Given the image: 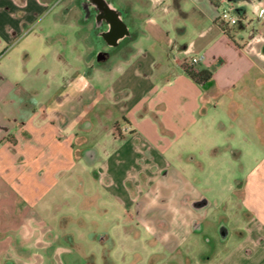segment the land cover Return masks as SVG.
Instances as JSON below:
<instances>
[{"label": "crops", "instance_id": "1", "mask_svg": "<svg viewBox=\"0 0 264 264\" xmlns=\"http://www.w3.org/2000/svg\"><path fill=\"white\" fill-rule=\"evenodd\" d=\"M57 1L0 0V248L27 222L56 224L54 207L78 188L83 164L95 184L88 196L131 212L153 253L169 258L199 238L198 264H264V121L255 128L251 116L240 146L244 115L233 108L222 121L264 80V33L240 44L216 20L220 5L245 17L251 4L259 16L264 0H109L123 34L100 35L102 56L78 0L51 10ZM193 56L195 69L211 70L210 87L186 74ZM95 123L105 144L88 139ZM198 146L213 166L225 158L241 168L219 202L189 171L204 173L190 153Z\"/></svg>", "mask_w": 264, "mask_h": 264}, {"label": "rangeland", "instance_id": "2", "mask_svg": "<svg viewBox=\"0 0 264 264\" xmlns=\"http://www.w3.org/2000/svg\"><path fill=\"white\" fill-rule=\"evenodd\" d=\"M59 1L53 2L50 9L60 8ZM250 5L246 4V16L239 15L237 22L229 27L233 40L240 44L245 43L251 36L259 32L264 33V16H257ZM225 7L227 5L219 6L218 15ZM77 11L81 15L80 9ZM261 36L264 38V35ZM79 43H82L81 39ZM260 78H264V76L260 75ZM245 95L251 97L246 96L241 99L236 107L231 103L226 105L224 110L226 115L222 118V121L228 126L230 122L227 115L229 117L231 109L236 108L239 115H244L240 121L242 129L237 128L238 139L235 143L238 146L243 145L245 136L242 132L247 127L250 128L248 122L251 120V116H254L255 128L258 127L259 120L264 121V80L259 86L254 81V86L248 87L243 96ZM102 133L103 130L95 123L93 132L88 134L89 141L97 142L100 145L105 144L107 136ZM190 153H193L192 155L198 157L205 164L203 174L195 165H191V169H189L190 173L197 177L196 183L202 179L205 180L204 183L201 182L197 186L204 192H208L215 202H219L221 197L227 194L231 179L241 175V168L232 167L225 161V158L213 166V163L207 162L206 151L201 146L194 148ZM216 172L221 177L220 180L214 182L212 178ZM79 175L78 188L64 190L60 202L54 207L53 217L56 219V224L53 225L49 217L46 222L37 219L27 222L24 229L15 234V245L0 248V264H76V259L80 258L82 253L89 254L90 252L98 257L101 245L88 236L89 233L93 234L98 231H103L110 238L112 247L108 250V255L115 258V264H149V258H153V264H186L185 258H193L190 264H198L196 261L199 258V250L202 249V240L193 238L190 242L180 246L169 258L163 251L153 253L157 249L148 240V236L140 230L131 212L125 215V210L120 207L118 201L109 196L104 198L88 196L87 191L95 185L92 184V181L90 182L93 175L92 169L82 164ZM200 176L201 179L198 178ZM231 223L233 224V222ZM22 238L25 240L23 241ZM206 238L212 239L208 234ZM210 244L212 245L213 241ZM210 249L208 247L207 250ZM96 259L99 263V258Z\"/></svg>", "mask_w": 264, "mask_h": 264}, {"label": "flooded vegetation", "instance_id": "3", "mask_svg": "<svg viewBox=\"0 0 264 264\" xmlns=\"http://www.w3.org/2000/svg\"><path fill=\"white\" fill-rule=\"evenodd\" d=\"M78 4L81 9L82 20H92L93 22L91 31L96 38V50L99 56H102L100 35L107 36L110 41L115 42L114 36L123 34V27L118 23L121 11L112 8L109 0H78ZM88 236L101 245L100 254L97 257L92 252L89 254L82 253L80 258L76 259V264H115V258L108 255V250L112 247L108 235L103 231H98L93 232V234L89 233ZM96 258H99V263ZM152 259L149 258V264H153Z\"/></svg>", "mask_w": 264, "mask_h": 264}, {"label": "built area", "instance_id": "4", "mask_svg": "<svg viewBox=\"0 0 264 264\" xmlns=\"http://www.w3.org/2000/svg\"><path fill=\"white\" fill-rule=\"evenodd\" d=\"M259 16L264 15V8H261L258 12ZM239 14L237 13L235 7L227 6L222 9L220 14L217 17V23L223 30H227L230 26L234 25L238 20ZM257 40H264L263 36H257ZM201 57L193 56L190 60L186 63L190 66L194 67V64H197L200 61Z\"/></svg>", "mask_w": 264, "mask_h": 264}, {"label": "trees", "instance_id": "5", "mask_svg": "<svg viewBox=\"0 0 264 264\" xmlns=\"http://www.w3.org/2000/svg\"><path fill=\"white\" fill-rule=\"evenodd\" d=\"M184 70L186 74L195 82L208 88L212 85V72L206 68H194L188 64H185Z\"/></svg>", "mask_w": 264, "mask_h": 264}]
</instances>
